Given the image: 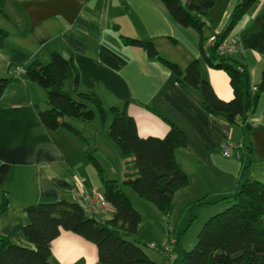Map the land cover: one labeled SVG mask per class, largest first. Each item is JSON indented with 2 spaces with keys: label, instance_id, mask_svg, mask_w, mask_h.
<instances>
[{
  "label": "crops",
  "instance_id": "obj_1",
  "mask_svg": "<svg viewBox=\"0 0 264 264\" xmlns=\"http://www.w3.org/2000/svg\"><path fill=\"white\" fill-rule=\"evenodd\" d=\"M239 2L216 0L209 10L203 29L207 53L210 39L225 28ZM0 30L8 34L0 49V78L12 77L14 68H20L0 98V200L3 194L9 199L0 214V236L10 243L34 249L22 231L29 222L27 206L74 201L70 189L77 181L86 191H103L95 168L84 157L88 148L114 178L108 180L117 182L118 175L124 180L126 166L132 164L107 140L108 116L102 129L98 116L88 124L65 119L86 142L64 129L49 131L42 125L38 109L49 108L47 95L26 77L25 68L35 60L47 64L53 53L73 60L80 90L94 93L109 116L112 107L127 103L140 138H162L170 124L184 132L187 145L176 150L175 159L190 184L175 193L176 207L185 210L207 196L214 202L247 179L264 184V94L252 114L259 127L246 133L239 125L207 114L198 92L181 87L142 49L123 44L120 36L152 41L163 58L182 70L198 60L202 78L216 96L223 101L233 98L226 73L203 61L198 33L176 25L159 0H0ZM230 38L238 48L232 58L258 84L264 68V0H257ZM70 89L67 93L79 100L73 83ZM100 131L106 144L99 140ZM227 143L234 147L228 158L222 155ZM224 206L220 202L192 211L206 209L202 213L206 218ZM111 216L112 211L104 218ZM50 264H99L97 249L80 236L61 231L51 243Z\"/></svg>",
  "mask_w": 264,
  "mask_h": 264
},
{
  "label": "trees",
  "instance_id": "obj_2",
  "mask_svg": "<svg viewBox=\"0 0 264 264\" xmlns=\"http://www.w3.org/2000/svg\"><path fill=\"white\" fill-rule=\"evenodd\" d=\"M169 18L178 26L190 28L199 35V51L203 61L211 68L222 70L229 78L233 98L219 99L209 82L204 80L198 60H192L184 70L163 58L152 41L120 36L125 46L142 49L149 59L163 64L172 79L181 87L200 95L203 109L209 115L219 116L231 125H239L247 133L252 130L246 122L264 94V68L258 84H253L250 73L237 60L222 57L218 46L228 39L238 22L256 4L257 0H240L234 7L225 28L214 36L205 49L207 39L203 29L208 23V12L216 0H159ZM7 32L0 30V49ZM174 44V41L171 40ZM25 75L47 95V110L38 109L42 125L49 131L64 129L86 142L80 132L65 119L92 122L96 116L104 125L107 112L94 93L79 88L78 71L71 58L57 53L47 64L35 60L25 68ZM14 76L0 78V98ZM72 80L74 100L64 88ZM127 103L121 109L112 107L108 136L124 159L126 166L122 185L105 177L102 167L94 158V149L88 148L85 159L95 168L102 184L103 195L110 205L112 216L92 218L75 201L59 200L53 203L27 206L24 211L29 222L22 228L26 240L34 245L29 249L14 245L0 236V264H50L51 243L61 231L71 232L93 244L99 264H154L139 238L141 216L135 210L123 187L131 189L139 198L153 204L159 213L168 218L174 207L175 193L190 184L188 175L175 159L176 150L187 145L186 135L173 124L162 138H140L134 119L127 113ZM228 206L211 216L197 235L193 249H183L173 242L176 258L171 264H264V184L247 179L237 185L232 194L214 202L203 197L191 206L217 203ZM8 197L0 200V214L7 208Z\"/></svg>",
  "mask_w": 264,
  "mask_h": 264
},
{
  "label": "rangeland",
  "instance_id": "obj_3",
  "mask_svg": "<svg viewBox=\"0 0 264 264\" xmlns=\"http://www.w3.org/2000/svg\"><path fill=\"white\" fill-rule=\"evenodd\" d=\"M71 84V81L66 84V87L64 88L66 92L71 91ZM41 92L43 91L41 90ZM35 97L37 99V95H35ZM37 101L41 105L40 100L38 99ZM107 116V120H109L110 123L112 118L111 115L109 116L108 112ZM98 123L100 124V129H102V121L98 119ZM108 125L109 124H106L107 132ZM107 134L108 133H106L105 135L107 137V140L113 142ZM106 137L104 139V134L102 131H100V142L106 144ZM102 165L100 166L102 167ZM103 167L102 169L104 171L105 177H107L108 179H114L110 178L111 174H109L104 165ZM122 182V176L118 175L117 184L122 185ZM123 191L129 197L133 204V207L141 216L139 238L143 241V244L145 245L144 250L154 264H168L166 261V257L162 252L164 243L169 244L170 241L174 242L175 240H177L183 249H193L196 244L199 231L203 227L204 223L211 217L210 215L204 218L202 213H204L206 209H204L203 211H200L199 209H195L194 211H192L196 206L190 205L184 210V208H182L180 205L176 207L174 204L170 217L166 218L159 213V211L153 204L139 198L138 195L131 189L123 187ZM227 206L228 204H226L220 211H218V213L223 211ZM176 223H178V225ZM169 227L172 228L170 229ZM151 245H153V247H151ZM171 246L172 245H170V247Z\"/></svg>",
  "mask_w": 264,
  "mask_h": 264
},
{
  "label": "built area",
  "instance_id": "obj_4",
  "mask_svg": "<svg viewBox=\"0 0 264 264\" xmlns=\"http://www.w3.org/2000/svg\"><path fill=\"white\" fill-rule=\"evenodd\" d=\"M214 40V37L210 39V42ZM218 53L222 57H231L235 55L238 52L237 48V42L232 40L230 37L226 39L224 42H222L218 46ZM20 68L15 67L13 71L14 77L17 76ZM252 115L249 116L247 119V123L252 129H256L259 127V124L256 120L252 119ZM234 147L231 143H227L222 146V155L224 157H230L233 153ZM70 194L73 197V200L78 203L85 213L92 217V218H98V217H105L106 214L110 212V205L106 201L104 195L102 192L98 191H86L84 190L81 182L77 181L75 182L71 189ZM173 241H170L169 244L164 243L163 244V250L166 257V261L168 264H171L173 260L176 258L175 253L173 252ZM170 245H172L170 247ZM153 247V245H151Z\"/></svg>",
  "mask_w": 264,
  "mask_h": 264
}]
</instances>
